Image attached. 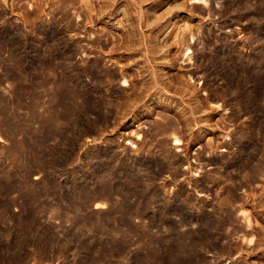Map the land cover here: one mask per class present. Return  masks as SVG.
<instances>
[{"label": "rangeland", "instance_id": "374dc122", "mask_svg": "<svg viewBox=\"0 0 264 264\" xmlns=\"http://www.w3.org/2000/svg\"><path fill=\"white\" fill-rule=\"evenodd\" d=\"M208 1L0 0V264H264V0Z\"/></svg>", "mask_w": 264, "mask_h": 264}, {"label": "bare ground", "instance_id": "6f19581e", "mask_svg": "<svg viewBox=\"0 0 264 264\" xmlns=\"http://www.w3.org/2000/svg\"><path fill=\"white\" fill-rule=\"evenodd\" d=\"M196 1H201V2H205L206 4H207V2H209L208 0H196ZM109 3V2H108ZM128 3V2H127ZM62 4V3H61ZM70 4V3H69ZM131 4V3H130ZM121 8V7H120ZM123 8V7H122ZM157 8V7H156ZM125 9V8H124ZM103 11V10H102ZM62 12V11H61ZM161 13V12H160ZM159 13V14H160ZM213 14V13H212ZM54 15V14H53ZM164 15V14H163ZM210 15V14H209ZM257 16V15H256ZM67 17V16H66ZM65 17V18H66ZM144 19V18H143ZM138 20V19H137ZM149 20V19H148ZM47 22V21H46ZM154 22V21H153ZM138 23V22H137ZM151 23V22H150ZM38 27V26H37ZM131 27V26H130ZM107 28H109V27H107ZM129 29V28H128ZM231 29V28H230ZM97 31V30H96ZM203 32V31H202ZM132 34V33H131ZM134 34V33H133ZM137 34V33H136ZM135 34V35H136ZM129 34H127V36H128ZM141 35V34H140ZM126 36V35H125ZM126 36V37H127ZM131 36V35H130ZM244 36V35H243ZM132 37H133V35H132ZM136 36H134V38H135ZM194 37V36H193ZM253 38V37H252ZM95 39V38H94ZM94 39H93V41H94ZM237 39V38H236ZM134 39H132V38H129V37H127L126 39H125V42L124 43H126V48L128 47L129 49H133V47H134V45H135V43L137 44V41H133ZM136 40H138L137 38H136ZM142 40V39H141ZM192 41V40H191ZM249 41V40H248ZM102 42V41H101ZM172 43V42H171ZM185 43V42H184ZM188 43V42H187ZM93 44V43H92ZM189 44H190V42H189ZM189 44H187V46H188V48H190V45ZM246 44V43H245ZM113 45V44H112ZM111 46V45H110ZM125 46V45H124ZM123 46V47H124ZM156 46V45H155ZM155 46H154V48H155ZM186 46V45H185ZM114 47V46H113ZM136 47V46H135ZM112 48V47H111ZM122 48V47H121ZM153 48V49H154ZM233 48H236L235 46L233 47ZM233 48H231V49H233ZM138 49V48H137ZM187 49V48H186ZM110 50V49H109ZM118 51V50H117ZM139 52V51H138ZM88 53V52H87ZM220 57V56H219ZM190 58V57H189ZM61 59V58H60ZM149 59V58H148ZM164 59V58H163ZM99 60V59H98ZM97 60V61H98ZM157 60V59H156ZM235 60V59H234ZM121 63V62H120ZM152 63V62H151ZM73 64V63H72ZM138 64V63H137ZM141 64V63H140ZM171 64V63H170ZM154 66V65H153ZM200 66V65H199ZM98 68V67H97ZM50 69V68H49ZM52 69V68H51ZM115 69V68H114ZM143 71H145L144 69H143ZM147 72V71H146ZM52 74V73H51ZM96 74H97V72H96ZM98 75V74H97ZM111 75V74H110ZM182 75V74H181ZM186 75V74H185ZM192 74L190 73L189 74V76H191ZM202 75H203V73H202ZM57 76V75H56ZM184 76V75H183ZM63 77V76H62ZM96 77V76H95ZM124 77V81H127V78L125 77V76H123ZM145 77V76H144ZM143 77V78H144ZM178 77V76H177ZM151 80H146L145 81V84H144V87H146V89H148V88H150V86H152V83L153 84H157L156 82H157V80H159L158 79V77L156 76V75H153V76H151V78H150ZM176 79V78H175ZM173 81V80H172ZM175 81V80H174ZM135 82V81H134ZM169 83V82H168ZM174 83V82H173ZM143 84V83H142ZM212 84V83H211ZM46 85V84H45ZM187 85V84H186ZM156 86V85H155ZM40 87V86H39ZM136 87V86H135ZM143 87V88H144ZM141 88H142V86H141ZM134 89V88H133ZM137 91V90H136ZM143 92H144V90H142ZM150 91V90H149ZM181 92V91H180ZM141 95H143L142 93H141ZM140 96V95H139ZM51 97V96H50ZM135 97V96H134ZM133 98V97H132ZM199 100V99H198ZM207 101V100H206ZM56 102H58V101H56ZM71 104V103H70ZM201 104V103H200ZM220 104V103H219ZM130 105V104H129ZM132 106V105H131ZM180 106V105H179ZM91 108V107H90ZM64 109V108H63ZM195 109V108H194ZM31 110V109H30ZM49 110V109H48ZM189 110V109H188ZM189 112H190V110H189ZM46 115V114H45ZM245 115V114H244ZM51 116V115H50ZM184 116V115H183ZM52 117V116H51ZM122 117V116H121ZM55 118V117H54ZM244 119V118H243ZM37 121V120H36ZM58 123V122H57ZM188 123V122H187ZM233 125V124H232ZM46 126V125H45ZM231 126V125H230ZM52 127V126H51ZM69 128V127H68ZM176 128V127H175ZM31 130V129H30ZM36 131V130H35ZM106 131V130H105ZM146 131V130H145ZM161 131V130H160ZM141 133V132H140ZM137 134H138V132H137ZM172 134H175V135H173L174 136V140H175V143H180V141H181V139L180 138H182V137H180V136H178L176 133H172ZM171 134V135H172ZM161 138V137H160ZM71 139V138H70ZM163 139V138H162ZM75 141V140H74ZM224 141V140H223ZM17 142V141H16ZM158 145V144H157ZM126 146V145H125ZM161 146V145H160ZM17 148V147H16ZM174 153V152H173ZM235 154V153H234ZM184 158V157H183ZM227 160V159H226ZM157 163V162H156ZM189 165V164H188ZM188 173V172H187ZM112 176V175H111ZM250 176V175H249ZM122 178V177H121ZM156 179V178H155ZM69 180V179H68ZM26 184V183H25ZM183 188V187H182ZM223 188V187H222ZM124 190V189H123ZM94 196V195H93ZM97 197V196H96ZM104 197V196H103ZM118 198V197H117ZM114 199V198H113ZM155 199V198H154ZM96 201V200H95ZM110 202V201H109ZM8 203V202H7ZM139 205V204H138ZM195 205V204H194ZM99 206V205H98ZM140 206V205H139ZM209 217V216H208ZM155 221V220H154ZM144 225V224H143ZM22 227V226H21ZM25 231V230H24ZM182 249V248H181ZM8 255V254H7ZM14 255V254H13ZM10 257V256H9ZM168 264V263H167Z\"/></svg>", "mask_w": 264, "mask_h": 264}]
</instances>
